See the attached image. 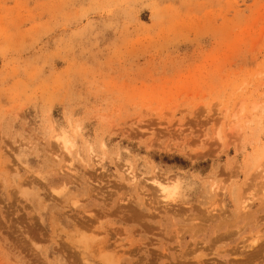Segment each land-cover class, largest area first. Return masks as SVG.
I'll list each match as a JSON object with an SVG mask.
<instances>
[{
  "label": "rangeland",
  "instance_id": "374dc122",
  "mask_svg": "<svg viewBox=\"0 0 264 264\" xmlns=\"http://www.w3.org/2000/svg\"><path fill=\"white\" fill-rule=\"evenodd\" d=\"M0 264H264V0H0Z\"/></svg>",
  "mask_w": 264,
  "mask_h": 264
},
{
  "label": "bare ground",
  "instance_id": "6f19581e",
  "mask_svg": "<svg viewBox=\"0 0 264 264\" xmlns=\"http://www.w3.org/2000/svg\"><path fill=\"white\" fill-rule=\"evenodd\" d=\"M159 187L161 188V191H162L163 194H167L165 187H162V186H159ZM169 196H170V193L167 194V198H169Z\"/></svg>",
  "mask_w": 264,
  "mask_h": 264
}]
</instances>
